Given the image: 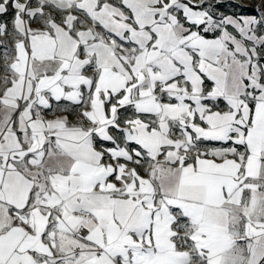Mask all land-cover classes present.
<instances>
[{
    "label": "snow or ice",
    "instance_id": "6c2138e0",
    "mask_svg": "<svg viewBox=\"0 0 264 264\" xmlns=\"http://www.w3.org/2000/svg\"><path fill=\"white\" fill-rule=\"evenodd\" d=\"M0 264H264V0H0Z\"/></svg>",
    "mask_w": 264,
    "mask_h": 264
}]
</instances>
